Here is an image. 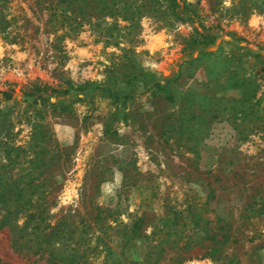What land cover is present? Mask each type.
I'll list each match as a JSON object with an SVG mask.
<instances>
[{"label":"rangeland","instance_id":"rangeland-1","mask_svg":"<svg viewBox=\"0 0 264 264\" xmlns=\"http://www.w3.org/2000/svg\"><path fill=\"white\" fill-rule=\"evenodd\" d=\"M185 1L194 21L157 29L145 17L118 45L100 36L110 16L79 27L58 0L8 3L12 141L28 147L38 126L62 153L49 227L20 249L0 229V264H264V0ZM196 31L214 44L184 52ZM33 86L73 90L48 91L29 126L32 112L17 119Z\"/></svg>","mask_w":264,"mask_h":264},{"label":"trees","instance_id":"trees-1","mask_svg":"<svg viewBox=\"0 0 264 264\" xmlns=\"http://www.w3.org/2000/svg\"><path fill=\"white\" fill-rule=\"evenodd\" d=\"M10 1L0 0L1 33H6L13 21L16 20L15 17H12L11 20L7 19ZM136 1L58 0L57 5L60 6L59 11H65L80 18L79 27L84 26L83 22H86L98 28L101 26L99 23L106 16H110L116 20V23L108 24L107 31L110 32L100 33V36L101 38L114 39L117 45L126 38L122 34L123 29L130 30L128 35H131L132 31L142 30L141 20L145 17L153 16L156 20L158 19L157 22L161 25L157 29L168 28L188 20L194 21L196 18V13L190 10V5L185 0H142L144 4L141 7L136 6ZM41 4L40 6H42ZM56 17L57 15H54L49 22L53 24ZM121 22L127 23L126 27H122ZM113 31H118V33ZM133 40H129V42H133ZM214 41L215 36L196 31L195 35H191L187 39L184 52L195 47H206L208 44H214ZM85 88L87 86L79 87V91L83 92ZM71 90L73 88L52 89L51 87L33 86L29 91H24L23 96L28 98L25 103L29 107L23 113L18 111L21 116L17 121L20 122L25 114L32 112L26 123L29 126L36 124L35 118L44 116V111L38 109V105L47 108L52 98L51 94L66 95ZM48 91L52 93L48 94ZM13 93V90L0 92V229L6 227L12 229L14 231V245L20 249L27 246L23 242L24 238L30 236L31 240H34L37 237H42L44 231L49 227L46 224L49 216L45 214L48 207V190L52 181L50 175L53 171L52 163L61 157L62 149L59 146L52 148L49 145H43L41 137L44 133L38 130V126L32 129L28 147L14 144L11 118L17 109V102L10 104ZM169 97L171 98V95L168 92L167 98ZM52 107L56 109L60 107V109L65 110L68 106L62 108L58 103L52 104ZM22 216L25 220L21 224ZM196 224L195 227L199 228ZM135 230L140 229L136 228ZM206 232L208 231L206 230Z\"/></svg>","mask_w":264,"mask_h":264}]
</instances>
